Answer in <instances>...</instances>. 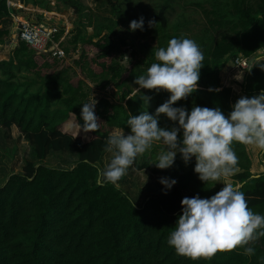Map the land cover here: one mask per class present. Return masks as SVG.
Here are the masks:
<instances>
[{
  "label": "trees",
  "instance_id": "1",
  "mask_svg": "<svg viewBox=\"0 0 264 264\" xmlns=\"http://www.w3.org/2000/svg\"><path fill=\"white\" fill-rule=\"evenodd\" d=\"M106 2L109 15L92 17L79 0H56L54 5L49 0H25L48 12L72 9L78 16L60 44L64 57L37 53L18 41L10 59L0 61V129L10 133L16 127L35 160L27 161L20 173L11 174L0 186V264H264V236L246 245L254 248L253 255H245L243 247H237L192 256L167 243L182 214L184 197L199 194L209 198L224 187L219 182L214 186L202 182L194 172V157L186 165L178 153L172 167L159 169L154 164L163 147L159 142L139 155L133 165L137 170L177 180L166 195L163 187L141 207L119 188L124 177L115 185L98 184L93 166H101L106 140L114 130L130 131L126 123L129 112L154 114L168 100L167 91L141 89L151 97L144 103L140 93L133 94L139 87L134 80L156 62L155 51L166 47L173 37L193 39L205 57L198 90L174 106L189 111L194 105L219 107L227 116L234 93L221 85L219 74L238 56L253 58L242 92L255 96L264 91V69L260 67L264 65V0H156V11L147 16L144 25L149 20L157 24L133 31L141 33L143 40L155 41V47L138 46L137 36L122 38L116 33L121 23L127 25L124 20L130 13L125 4L131 0ZM197 11L202 18L196 17ZM10 25L7 0H0V45L10 44ZM89 28L93 30L90 36ZM127 47L130 65L126 68L116 58H123ZM87 51L95 53L93 58ZM73 66L89 79L103 82V87L114 89L112 100L94 98L101 123L96 131L80 129L81 104L93 98L83 80L69 77ZM159 123L173 125L164 114ZM233 147L239 170L231 176L232 184L241 186L250 208L264 214V173L251 172L245 144L237 142ZM51 154L75 155L77 161L69 169L52 167L44 162ZM259 155L264 164V150Z\"/></svg>",
  "mask_w": 264,
  "mask_h": 264
},
{
  "label": "clouds",
  "instance_id": "2",
  "mask_svg": "<svg viewBox=\"0 0 264 264\" xmlns=\"http://www.w3.org/2000/svg\"><path fill=\"white\" fill-rule=\"evenodd\" d=\"M156 24L154 20L148 21L149 27ZM129 27L131 31L144 30V18L131 21ZM154 55L156 62L146 73L136 76L134 83L139 87L134 88L133 94L140 93L146 104L151 97L143 95L141 89L164 90L170 96L154 114L147 110L139 115L129 112L126 123L130 131L125 134L124 129H117L107 138L104 151L111 154V159L103 167L93 164L98 172L97 183L117 184L136 158L148 152L156 142L163 145L154 163L159 169L172 167L178 153L186 165L194 157V172L198 178L205 184L213 182L212 186L222 182L224 187L209 198H201L199 194L184 197L182 214L167 243L177 252L192 256L237 247H243V254L253 255L254 248L246 245L264 236V214L250 208L241 186L228 183L226 178L239 170L234 143L264 150V91L254 97L241 96L227 116L219 107L194 105L189 111L185 106L174 105L198 90L205 59L200 46L193 39L173 37ZM260 67L264 69V65ZM235 79L242 80L243 72ZM209 91L219 92L220 89L209 88ZM96 103L93 98L92 102L81 104L83 125L80 124V129L85 132L96 131L101 124L95 112ZM161 114L173 122L171 127L160 126ZM181 132L182 138H179ZM159 183L164 186L166 195L177 180L162 177Z\"/></svg>",
  "mask_w": 264,
  "mask_h": 264
},
{
  "label": "rangeland",
  "instance_id": "3",
  "mask_svg": "<svg viewBox=\"0 0 264 264\" xmlns=\"http://www.w3.org/2000/svg\"><path fill=\"white\" fill-rule=\"evenodd\" d=\"M79 1L84 5L85 8H87L86 13L90 14L92 17L109 15L110 6L107 4L106 0H79ZM155 1L156 0H139L138 2V0H131L130 3L125 4V9L130 13V16L125 17L124 23L127 25L121 23V25H119V27L116 29V33L122 38L124 37L128 38V36H137L136 44L138 46L149 44L150 46L155 47V41H151L150 39L143 40L141 37L142 36L141 33L126 31V29L129 28L131 21L139 20L141 17H143L145 22L147 16L151 15L153 12L156 11ZM54 2H56V0H54ZM197 13L198 15L196 17L200 18L201 17L200 11H197ZM175 16L176 14L172 15L171 18L172 21L173 19H175ZM76 22H78V19L76 20ZM69 23L68 26L69 28H71L72 23L70 24ZM146 27L149 28V25L145 26L144 28ZM86 32L88 33V36L89 34H93V30L91 28L87 29ZM130 42H131L130 39H126L127 44H130ZM85 50H89V48L87 47ZM129 51H130V47H127V52L125 53V56L123 58L120 57L116 58V60L119 61V64L126 68L129 67L130 65L129 60H127ZM87 54L89 55L88 57L90 58L95 55V53L92 54V51H87ZM68 59H67L68 63L71 64L72 66V62H70V59L69 60ZM69 77L72 79L83 80L82 82H84L85 90L87 89L90 98L96 99L99 98L100 96H103L105 98L112 100L111 97L114 92L113 87L110 86L103 87L104 85L103 82H98L89 79L86 76V74L80 73L75 66H73L72 69L69 71ZM236 98L237 97L235 96L234 103L236 102ZM74 131L75 130H73V132ZM6 132L7 131L4 130L0 131V186L4 183L5 179H7V177L10 174H12L15 171H20L22 165L25 164V161L31 158L28 143L22 138L18 137V133L16 131L14 132L15 139H11V138L9 139V137H7ZM245 148L247 150L248 156L250 157V160L252 161L251 172L253 174L264 173V164L260 162V157H259L260 155L253 157L252 152L250 151L248 152L247 146ZM71 160L72 158L69 157V155L52 154L48 156V159H46L45 162L46 164L52 167L66 168L72 166L73 162ZM139 162H141L140 157H139ZM135 170L139 171L137 169ZM136 171H133V174L129 176L127 180L120 183L118 186L120 189H122L125 193H127L130 196V198L135 202L137 206H141V204L144 202L148 194L156 192L153 186L157 188L159 187V183L154 175L152 174L149 175L147 172H145L146 173L145 176L144 175L145 173L144 174L143 172L138 173ZM139 175L144 177H140ZM226 181L228 183H232L231 177L226 178ZM219 183L224 185L222 182Z\"/></svg>",
  "mask_w": 264,
  "mask_h": 264
},
{
  "label": "crops",
  "instance_id": "4",
  "mask_svg": "<svg viewBox=\"0 0 264 264\" xmlns=\"http://www.w3.org/2000/svg\"><path fill=\"white\" fill-rule=\"evenodd\" d=\"M51 2V5H54V0H49ZM13 2V9H9V13L11 15V25H10V30H11V41H10V44H6V45H0V61H7L10 59L11 57V52L12 50L14 49V47L16 46V33L14 31V18L15 17H19V18H22V19H32V20H42V15H46L47 19H50L52 22H55L57 23L59 26L61 27H64V26H68V23H75L76 20L78 19L77 16L73 13V10L72 9H69V10H65L61 13H57V12H54V11H46L44 9H41L37 6H34L32 4H27L25 3V0H12ZM18 3V4H17ZM17 8H21L22 10H17ZM45 19V20H47ZM66 23V24H65ZM69 23V24H70ZM69 27V26H68ZM92 35V34H89V36ZM14 43V44H13ZM241 72L237 71L234 69V67L232 66V63L229 62L225 68L220 72L219 76H220V82H221V85L223 87H226V88H231L233 93H234V98L235 96L237 97L236 98V101L241 97V96H247L245 95L242 91H241V88L240 86L242 85L243 83V80H244V77H245V73H243V79L242 80H237L235 79V76L237 74H239ZM247 97H254V96H247ZM2 129H0L1 131ZM5 131V130H4ZM17 132L18 133V137L22 138L23 137L20 135L18 129L16 127H11V131L10 133L6 132L7 133V137H9V139H15V136H14V132ZM24 140V139H23ZM29 145V144H28ZM247 146L248 148V152H252V155L253 157H256L257 155H259L261 152H262V149L254 146V145H245V147ZM250 147V148H249ZM252 148V149H251ZM251 149V150H250ZM247 151V150H246ZM29 152H30V156L31 158L30 159H27L25 161V163L27 161H35L32 154H31V150H30V147H29ZM52 155V154H51ZM64 155H69V157L72 158V166L71 167H66L65 169H69V168H72L73 165L75 164V162L77 161V157L75 155H70V154H64ZM50 156V155H49ZM48 159V157L46 158ZM45 159V160H46ZM111 159V154L106 152L101 160V166H105ZM44 160V162H45ZM46 163V162H45ZM25 164L22 165V168L24 167ZM50 166V165H49ZM22 168L20 171H15L13 172L12 174L14 173H20L22 171ZM57 168H61V167H57ZM136 168L134 166L130 167L127 174L124 176V180H127V178L129 176H131L133 174V171H136L135 170ZM138 173L140 172H143V174L145 172H147L149 175H151V173H149L148 171H136ZM11 175V174H10ZM9 175V176H10ZM146 176V173L144 174ZM153 175V174H152ZM8 176V177H9ZM140 177H144V176H141L139 175ZM156 178H157V181L159 183V180L160 178H162L163 176L162 175H154ZM7 177V178H8ZM7 179H5L4 183L6 182ZM3 183V184H4ZM2 184V185H3ZM1 185V186H2ZM164 186L162 184L159 183V187H155L153 186V188H155V191L158 192L161 188H163ZM154 192V193H156ZM154 193H150L148 194V196L154 194ZM147 196V197H148ZM146 197V198H147ZM145 198V200H146ZM144 200V201H145ZM134 202V201H133ZM135 203V202H134ZM144 203V202H143ZM143 203L141 204V206L143 205ZM136 205V204H135ZM137 206V205H136ZM141 206H138V207H141Z\"/></svg>",
  "mask_w": 264,
  "mask_h": 264
},
{
  "label": "built area",
  "instance_id": "5",
  "mask_svg": "<svg viewBox=\"0 0 264 264\" xmlns=\"http://www.w3.org/2000/svg\"><path fill=\"white\" fill-rule=\"evenodd\" d=\"M7 6L9 9H13L12 0H7ZM17 10L22 9L17 8ZM42 18V20L38 21L15 17L14 31L16 33V42H24L37 53L49 52L55 57H64V52L60 44L69 35L70 28L68 26H59L57 23L47 19L46 15H42ZM61 29H64V31L61 37L56 39ZM17 31H19V33H17ZM252 59V57L246 58L238 56L231 63L235 70L246 73L250 69H253Z\"/></svg>",
  "mask_w": 264,
  "mask_h": 264
},
{
  "label": "water",
  "instance_id": "6",
  "mask_svg": "<svg viewBox=\"0 0 264 264\" xmlns=\"http://www.w3.org/2000/svg\"><path fill=\"white\" fill-rule=\"evenodd\" d=\"M17 33H19V31H17ZM9 44V43H8Z\"/></svg>",
  "mask_w": 264,
  "mask_h": 264
}]
</instances>
